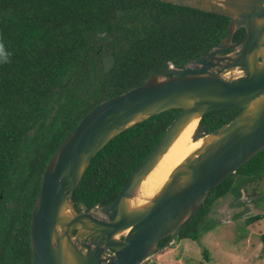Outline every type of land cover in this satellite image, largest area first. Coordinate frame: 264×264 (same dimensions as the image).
I'll return each instance as SVG.
<instances>
[{
    "label": "trees",
    "instance_id": "1",
    "mask_svg": "<svg viewBox=\"0 0 264 264\" xmlns=\"http://www.w3.org/2000/svg\"><path fill=\"white\" fill-rule=\"evenodd\" d=\"M229 24L227 16L160 0H0V44L8 56L0 62V264H33L31 219L45 168L85 115L155 71L212 49ZM245 34L238 30L234 41ZM109 54L116 64L105 72ZM241 110L205 114L194 138ZM181 111L152 116L111 140L77 188V207L89 211L115 200ZM262 177L264 150L210 191L179 238L201 242L218 226L208 219L215 202ZM261 239L264 255V233Z\"/></svg>",
    "mask_w": 264,
    "mask_h": 264
},
{
    "label": "water",
    "instance_id": "2",
    "mask_svg": "<svg viewBox=\"0 0 264 264\" xmlns=\"http://www.w3.org/2000/svg\"><path fill=\"white\" fill-rule=\"evenodd\" d=\"M160 1L227 16L228 32L184 66L155 71L101 102L61 143L45 168L32 212L33 264H143L174 243L212 189L264 150V0ZM242 28L246 34L235 42ZM103 63L110 72L116 58L109 54ZM235 108L242 110L201 137L202 146L173 169L152 198L133 204L143 181L193 120ZM172 109L182 111L119 196L80 210L76 191L96 155L122 132Z\"/></svg>",
    "mask_w": 264,
    "mask_h": 264
},
{
    "label": "rangeland",
    "instance_id": "3",
    "mask_svg": "<svg viewBox=\"0 0 264 264\" xmlns=\"http://www.w3.org/2000/svg\"><path fill=\"white\" fill-rule=\"evenodd\" d=\"M242 190L239 196L228 193L215 202L208 219L218 226L205 233L201 242L178 236L143 264H264V218L247 223L250 216H264V177Z\"/></svg>",
    "mask_w": 264,
    "mask_h": 264
},
{
    "label": "bare ground",
    "instance_id": "4",
    "mask_svg": "<svg viewBox=\"0 0 264 264\" xmlns=\"http://www.w3.org/2000/svg\"><path fill=\"white\" fill-rule=\"evenodd\" d=\"M199 121L193 120L181 133L157 167L143 181L138 197L133 204L145 203L152 198L168 180L173 169L189 154L195 152L203 144V138L196 140L194 134Z\"/></svg>",
    "mask_w": 264,
    "mask_h": 264
},
{
    "label": "clouds",
    "instance_id": "5",
    "mask_svg": "<svg viewBox=\"0 0 264 264\" xmlns=\"http://www.w3.org/2000/svg\"><path fill=\"white\" fill-rule=\"evenodd\" d=\"M7 60H8V56L5 53L4 46L0 44V62H7Z\"/></svg>",
    "mask_w": 264,
    "mask_h": 264
},
{
    "label": "flooded vegetation",
    "instance_id": "6",
    "mask_svg": "<svg viewBox=\"0 0 264 264\" xmlns=\"http://www.w3.org/2000/svg\"><path fill=\"white\" fill-rule=\"evenodd\" d=\"M245 191L244 190H242V193H244ZM168 239V238H167ZM112 252V251H111Z\"/></svg>",
    "mask_w": 264,
    "mask_h": 264
}]
</instances>
